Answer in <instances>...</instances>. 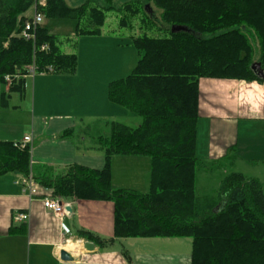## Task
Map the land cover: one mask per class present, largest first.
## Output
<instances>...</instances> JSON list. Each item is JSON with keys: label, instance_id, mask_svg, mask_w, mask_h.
<instances>
[{"label": "trees", "instance_id": "1", "mask_svg": "<svg viewBox=\"0 0 264 264\" xmlns=\"http://www.w3.org/2000/svg\"><path fill=\"white\" fill-rule=\"evenodd\" d=\"M33 6L46 17L75 19L77 34H100L108 12L119 15L120 26L139 30L131 35L137 63L110 82L108 95L142 117L137 127L113 121L110 134L100 137L107 159L102 169L74 164L56 178L35 179L56 197L113 201L115 238L190 236L192 264H264L261 182L234 171L222 181L219 199L196 191L199 81L263 80L251 67L248 32L257 35L264 67V0H0V82L9 85L2 103L9 92L23 91L30 65L40 73L49 66L67 73L77 67V53L63 51L59 36L44 25L35 41L19 35ZM174 24L189 30L173 32ZM15 142L0 140V175L33 172L31 145ZM115 154L151 157L148 192L113 186ZM80 231L101 247L115 241Z\"/></svg>", "mask_w": 264, "mask_h": 264}, {"label": "crops", "instance_id": "2", "mask_svg": "<svg viewBox=\"0 0 264 264\" xmlns=\"http://www.w3.org/2000/svg\"><path fill=\"white\" fill-rule=\"evenodd\" d=\"M33 9L35 11L34 6ZM29 11L28 16H32ZM115 23L117 27H103L100 34L79 38L77 55L80 61L77 60L75 72H60L47 77L59 85L58 94L47 97L45 92L39 93L38 78L35 77L32 102L27 110L31 116L28 122L14 121L13 124L6 121V117L20 113L21 105H11L8 99L13 93L22 91L9 92L6 103L0 100V125L3 126L0 128V140L21 141L26 135L32 136L31 161L35 177L56 178L74 164L94 169H102L106 165L105 148L99 140L110 132L97 130L93 133L92 124L99 116L120 117L115 113L122 110L120 105L109 99V84L123 77L116 73L121 65L120 53L125 46L133 45L131 38L118 36L122 26L118 19ZM84 39H89L92 47L87 50L89 57L81 43ZM85 58L90 59V65L84 64ZM30 77H26L23 91L28 88ZM262 79L203 77L199 81L197 154L199 162L202 158L208 164L203 170L216 169L221 173L219 186L227 175L238 171L258 179L264 190ZM8 88L7 83L2 92L7 93ZM10 124L16 128L21 126L22 130L8 127ZM130 156L135 158L128 161L136 163V166L127 173L117 171L120 154L112 156V184L115 188L143 192L139 189L144 190L145 183L138 179L141 160L137 157L141 155ZM23 176L18 172L0 175V264H192L193 240L190 236L115 238L113 201L58 197L72 205V210L61 217L44 205L46 196H55L53 188L43 186L35 179L38 193L32 195L24 190ZM197 177L198 173L196 191ZM147 180L151 186L149 176ZM18 212H27L29 219L17 220ZM65 227L69 228L68 232ZM80 230L105 239L114 238L115 241L105 247L95 243V249L88 250L84 242L92 240L83 237ZM75 246H79L77 250H74ZM62 249L70 251L75 260L61 259Z\"/></svg>", "mask_w": 264, "mask_h": 264}, {"label": "rangeland", "instance_id": "3", "mask_svg": "<svg viewBox=\"0 0 264 264\" xmlns=\"http://www.w3.org/2000/svg\"><path fill=\"white\" fill-rule=\"evenodd\" d=\"M119 2L121 1H126V0H118ZM71 5H78L80 3L83 2V0H69ZM29 13L31 15L34 14V9L33 7L29 9ZM119 15L116 14V12H108L107 14V20L105 25L103 26L108 27V28H112V27H117L115 24L116 20L119 19ZM43 25L49 30L50 33H54L56 35L59 36V38L62 41V50L65 52H75V53H79L77 52L80 47L77 46L78 40L79 38H89L87 36H89L90 34H77V29H76V20L73 18H58V17H46L44 16V21H43ZM135 30H131L129 27H122L121 29V34L118 35L120 38L123 39H130L131 35L138 33L139 30H137L135 33ZM249 37L251 39V42L253 44V61L256 62L258 61L259 57H260V48H259V42H258V38L256 33L253 30H249L248 32ZM83 35V36H82ZM92 38V37H90ZM82 41V40H81ZM89 39H84L81 43H83V48L84 51H86V56L89 57V53H87L88 49H91L92 47L89 46ZM93 43H95L96 41H92ZM90 47V48H89ZM137 57H138V51L137 48L134 45H128L125 46L124 49L121 51L120 53V68L116 70V73L118 75H120V77H124L125 75H127L128 73H130L132 71V69L135 67L136 63H137ZM80 61V59H77ZM85 65H90V59L89 58H85L84 61ZM98 66L95 67V69H97ZM60 72H56V71H50V70H45L44 72H36L34 76L30 77L28 80V88L26 89V91H22V92H17V93H13L12 97L8 99L9 104L13 105V104H20L21 108L19 109L18 112L20 113H15L18 114L17 116H12V117H6V121H8V123H13L14 121H19L21 123H25L28 122L31 119V116L29 114V112L27 110H29L30 104L32 102L31 100V94H32V88H33V84H34V79L35 77L38 78V92L40 93V91H43L46 93V96H51V95H56L58 94V84H53L51 79L53 78H47L49 76H54V75H58ZM5 83L4 82H0V100L2 99V91L5 88ZM58 97V96H57ZM61 98V97H59ZM81 99V97H80ZM23 102V103H22ZM79 102V100H78ZM26 105H28V109L26 108ZM119 105V104H117ZM120 108L122 109L120 112H118L117 110L115 111V113H117L116 115L120 116V117H100L93 120V127L94 129L92 130L93 133H96L97 130L99 131H103V132H110L111 131V124L113 121H120L123 122L125 124H128L132 127H137L141 122H142V117L139 116L138 114H136L135 112L131 111L130 109H128L125 106L120 105ZM103 111V110H101ZM104 112L108 113L107 110H104ZM10 124L8 125L12 127V129L16 128L13 127ZM16 126V125H14ZM3 126L0 125V128H2ZM16 129H18L19 131H21V126L17 127ZM15 141H18V139ZM200 157V156H199ZM132 158H135L133 156L130 155H120V161L118 163V168L117 171L122 173V171L124 170V173L129 172V169L132 170V167L136 166V163H133L131 161ZM137 158H139V160H141V164H140V172L141 174L138 176L139 181H144V190L139 189L140 191H148L149 190V186H148V180L147 177L149 176V180L151 178V167H152V161H151V157L148 155H141L138 156ZM202 159V158H201ZM200 159L199 165H198V180H197V193L199 196L204 197V196H210L216 199H219V195H220V187L219 183H220V177H221V173H218V170H212V171H208V170H203L205 167V164L208 165L206 162H204L205 159ZM144 161V162H143ZM145 161L147 162V165H145ZM137 166H139L137 164ZM147 171H148V176H147ZM148 189V190H147ZM70 242H68L69 244Z\"/></svg>", "mask_w": 264, "mask_h": 264}, {"label": "built area", "instance_id": "4", "mask_svg": "<svg viewBox=\"0 0 264 264\" xmlns=\"http://www.w3.org/2000/svg\"><path fill=\"white\" fill-rule=\"evenodd\" d=\"M41 4L45 5V0H41ZM44 13L38 10H35L34 14L25 20L22 29L19 32V35L27 40H36L37 37V30L42 25L44 21ZM48 44L42 45V49H48ZM30 75L34 76L36 73V67L35 65H30ZM50 71L53 70V66H49ZM7 80L11 82V77L9 75L6 76ZM32 141L31 135L24 136L23 140L16 141V146H27L30 145V142ZM21 183L24 185V190H28L30 194L34 195L38 193L37 188V181L35 180V177L33 173L31 172L29 175H24ZM44 205L48 209L53 210L56 214L63 217L65 214H68V207L72 206L70 202H62L58 197L55 196H46L44 199ZM16 219L19 221L27 220L29 219V214L27 212H18L16 213ZM66 231H69L68 227H65Z\"/></svg>", "mask_w": 264, "mask_h": 264}, {"label": "water", "instance_id": "5", "mask_svg": "<svg viewBox=\"0 0 264 264\" xmlns=\"http://www.w3.org/2000/svg\"><path fill=\"white\" fill-rule=\"evenodd\" d=\"M188 30H189V27L186 25H177V24L172 25L173 32L188 31ZM251 67L260 78H264V68L262 67L261 62L259 61L253 62ZM67 209L71 211L72 207L69 206ZM95 246L96 244L93 241L86 240L84 242V247L88 250H94ZM60 256H61V259L65 261L75 260L74 255L67 249H62L60 251Z\"/></svg>", "mask_w": 264, "mask_h": 264}, {"label": "bare ground", "instance_id": "6", "mask_svg": "<svg viewBox=\"0 0 264 264\" xmlns=\"http://www.w3.org/2000/svg\"><path fill=\"white\" fill-rule=\"evenodd\" d=\"M78 247H79V246H78ZM78 247H77V246H75V247H74V250H77V249H78Z\"/></svg>", "mask_w": 264, "mask_h": 264}]
</instances>
